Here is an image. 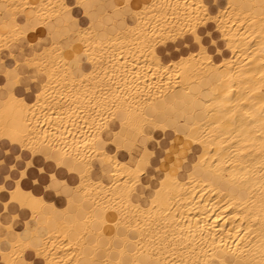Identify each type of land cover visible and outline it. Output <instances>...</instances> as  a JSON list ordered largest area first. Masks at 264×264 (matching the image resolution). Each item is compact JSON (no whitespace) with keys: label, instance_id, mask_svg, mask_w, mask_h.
I'll list each match as a JSON object with an SVG mask.
<instances>
[{"label":"bare ground","instance_id":"bare-ground-1","mask_svg":"<svg viewBox=\"0 0 264 264\" xmlns=\"http://www.w3.org/2000/svg\"><path fill=\"white\" fill-rule=\"evenodd\" d=\"M133 1L0 0V63L32 76L0 87V174L76 176L61 206L22 185L0 264H264V0Z\"/></svg>","mask_w":264,"mask_h":264},{"label":"snow or ice","instance_id":"snow-or-ice-1","mask_svg":"<svg viewBox=\"0 0 264 264\" xmlns=\"http://www.w3.org/2000/svg\"><path fill=\"white\" fill-rule=\"evenodd\" d=\"M71 2V0H69ZM126 6V5H125ZM190 35L188 37V42L194 44L195 46H201L207 44L208 40L204 37L202 33H198L195 29L190 30ZM211 35L210 33L208 34ZM32 76L31 74L25 72L21 73L19 71V65L16 69L12 68L11 64L0 63V87H3L6 92H10L13 89L17 91V94H22L24 91L31 87ZM18 164L13 165L15 171L11 175L0 174V193H7L8 189H13L12 196L9 197L5 195L2 200H0V216L11 215L12 212L18 209H27L37 202V197L33 196L31 192L24 190L22 186V181L25 179V174L31 176L34 172L33 161L28 158L27 155L23 157H15ZM52 159V157H49ZM3 160H0V165H3ZM41 175L35 177L32 183L47 186L48 190L59 192L62 188L66 187L62 184L59 174H54L49 176L45 168L39 169ZM7 184V187L4 185ZM38 195V192H37ZM134 195L130 193V196ZM15 219V217H13ZM23 237H21L22 239Z\"/></svg>","mask_w":264,"mask_h":264},{"label":"crops","instance_id":"crops-1","mask_svg":"<svg viewBox=\"0 0 264 264\" xmlns=\"http://www.w3.org/2000/svg\"><path fill=\"white\" fill-rule=\"evenodd\" d=\"M145 1H148V0H137L136 2L135 1H133V6L134 7H138V6H140L141 5V3H143V2H145ZM112 5V4H111ZM110 5V6H111ZM39 32V31H38ZM40 33V32H39ZM28 39H31L32 41H34L35 40V34H33V35H30L29 37H28ZM29 54V52H27L26 53V55H28ZM22 57H20L19 59H21ZM26 72L28 73V70L26 69ZM9 108L7 107V109H5V111H7V112H9ZM16 119V118H15ZM151 147H153L152 145H150ZM132 151H140L139 149H132ZM52 158H53V160H54V158L56 157V155L55 154H52ZM36 159V160H35ZM39 160V157L38 156H35L33 159H32V161H33V163L36 165V166H40V167H43V168H45V170H46V172H48V173H54V174H56V173H60V174H62V175H60L59 176V178L60 179H63L65 182H66V184H69V185H71V184H74L75 182H76V176L74 175V174H70V173H68L65 169H63V170H61V168L59 169L58 167H56L53 163H51V162H46L43 158H41L40 157V160ZM165 160V155H164V158H163V161ZM43 162V163H42ZM42 163V164H41ZM53 164V165H52ZM172 166H174L173 164H171L170 165V168L172 167ZM63 167L64 168H70L71 167V163L70 162H68V161H63ZM47 168V169H46ZM49 168V169H48ZM51 170V171H50ZM58 170V171H57ZM77 170V169H76ZM80 169H78L77 171H79ZM63 171V172H62ZM68 174H69V176H68ZM65 176V177H64ZM68 177V178H67ZM65 178V179H64ZM75 180H74V179ZM71 179V180H70ZM30 180H32L30 177H28V176H26V178L24 179V181H22V185L25 187V188H29L30 187V189L35 193L36 192V194H37V191L39 192L38 194H41L43 197H45V199L47 200V201H51V202H53L54 204H56V205H58V206H61V205H63V202H64V196L63 195H61V194H56V192H54V191H50V190H48V188H45L44 186H40V188H39V186H35V184L34 183H32V181H30ZM71 182H70V181ZM74 183H73V182ZM69 182V183H68ZM25 184V185H24ZM37 185V184H36ZM28 186V187H27ZM39 188V189H38ZM36 190V191H35ZM41 190V191H40ZM45 191V192H44ZM47 192V193H46ZM43 193H45V194H43ZM51 194V195H50ZM47 196V197H46ZM57 196V197H56ZM56 197V198H55ZM58 199V200H57ZM63 199V201L61 202V200ZM12 213H15V214H18V216L21 218V219H26V218H28V216H29V212L28 211H26V210H24V209H18L17 211H14V212H12Z\"/></svg>","mask_w":264,"mask_h":264},{"label":"rangeland","instance_id":"rangeland-1","mask_svg":"<svg viewBox=\"0 0 264 264\" xmlns=\"http://www.w3.org/2000/svg\"><path fill=\"white\" fill-rule=\"evenodd\" d=\"M91 9L93 8L92 6L90 7ZM90 9V11H89V14L90 15H93L92 17H93V21H96L94 18L97 16V12L100 14V11H98L97 10V12H95L94 11V9L93 10H91ZM95 9H97V8H95ZM95 12V13H94ZM210 36L208 35V34H206V33H204V37L208 40V43H209V41H210V39H214V40H216V41H219V34L218 33H216V31H210ZM206 35V36H205ZM206 44V45H208L209 46V44ZM218 44V43H217ZM226 54H228V52H226ZM171 55L173 56L174 55V53H171ZM172 58V57H171ZM166 61V60H165Z\"/></svg>","mask_w":264,"mask_h":264}]
</instances>
